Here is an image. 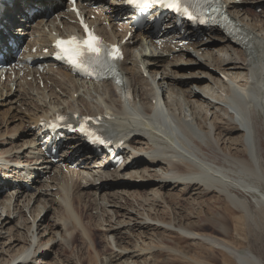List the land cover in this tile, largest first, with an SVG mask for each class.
Wrapping results in <instances>:
<instances>
[{"label":"bare ground","instance_id":"1","mask_svg":"<svg viewBox=\"0 0 264 264\" xmlns=\"http://www.w3.org/2000/svg\"><path fill=\"white\" fill-rule=\"evenodd\" d=\"M44 2L32 1L37 13H33L28 1L23 5L16 2L9 8L20 36L28 35L48 10H56L59 6V2L50 0L47 9ZM263 3L264 0H251L243 10L233 2L229 3L241 39L236 40L226 31L211 30L192 45L194 52L180 51L172 62L154 50L151 39L136 37L132 47L127 49L129 59L123 67L126 74L123 71V82L118 85L95 86L67 78L60 86L65 94L58 96L52 88L48 92L26 87L20 82L0 83V108L11 107L12 110L1 124L5 123L7 127L19 122L3 134L5 137L0 135V140L4 141L0 148L12 145L9 150L0 149V175L3 176L0 180H4L0 182V190L10 187L17 175L28 171L23 162L34 167L33 162L42 161L35 133L31 130L32 122L40 116L49 117L52 111L68 109L89 116L108 111L119 117L120 132L131 148L134 161L123 170L109 172L98 168L97 162H87L74 170L69 164H51L42 156L44 164L39 172L44 174H40L27 189L13 185L7 200L0 201V225L3 228L0 235L13 223H16L14 229L17 232L13 242L3 244L6 247L0 255L9 256L4 264H44L60 241L71 244L76 236L88 237L91 248L97 247L88 227L90 222L88 225L83 222V215L77 210L80 206L96 210L98 225L94 229L102 232L105 238L111 235L116 240L119 250L108 246L111 253L102 258V264H136L137 259L145 255L144 248L131 251L126 247L125 238L131 232H140L142 236L152 230H164L199 240L201 234L195 231L199 226L194 222L186 225L183 222L184 217L193 216L191 213L182 218L184 214L177 212L180 210L177 206L174 207L176 211L169 213L170 222L165 223L158 217L157 208L166 209L170 205L167 196L183 202H199L216 194L247 214L249 203L237 194L243 192L259 195L256 206L259 210L264 206V160L257 149L254 119L256 114L264 113V15L251 12V9L264 7ZM17 16L20 17L18 22ZM131 65L135 68L128 69ZM89 86L107 88L94 99L96 110L91 108V101L87 102L81 96L74 102L68 100L74 98L73 92L82 93ZM66 89L69 92H65ZM79 101L82 108L75 107ZM233 130L236 136H233ZM113 131L116 134L115 125ZM30 135L34 138L30 139ZM77 147L86 154L81 142L74 144L73 148ZM208 149L219 154L224 163L211 158L206 153ZM20 167L24 169L19 170ZM129 180L133 184L120 183ZM108 184L110 186L99 189L100 185ZM121 187L124 189H119ZM133 189L134 192L129 191ZM175 190L177 194L172 192ZM128 196L130 200L125 206L123 201ZM44 212L45 216L40 218ZM16 213L18 216L11 219ZM32 213L34 217L28 219L27 215ZM2 214H7V218L3 219ZM196 215L199 218L200 214ZM43 226L44 233L48 232L50 237L45 242L37 233ZM19 227L22 230L18 231ZM22 231L26 234L24 239L19 236ZM51 242L54 244L49 248ZM19 245L22 247L16 250ZM227 250L230 256L237 258L238 264H262L250 250L244 254ZM97 260L92 258L90 262Z\"/></svg>","mask_w":264,"mask_h":264},{"label":"rangeland","instance_id":"2","mask_svg":"<svg viewBox=\"0 0 264 264\" xmlns=\"http://www.w3.org/2000/svg\"><path fill=\"white\" fill-rule=\"evenodd\" d=\"M52 1L54 2V0H51V2ZM48 5L50 7V1L48 3L44 2L45 8L49 9V7H47ZM260 7H263V5ZM253 10H256V9H251L252 14H254ZM260 15L263 16L264 11ZM127 68L132 69V68H135V66L132 67L131 65V66H127ZM124 72L126 74V71ZM71 85L72 84L70 83V86ZM93 88H94L93 90H90L89 87L84 89L83 90L84 97L81 96V98L86 99L87 102L91 101L90 102L92 106L91 108H93V110H96L95 104L93 103L94 99L96 97L99 98V95L103 93V90L106 87H96V88L93 87ZM29 91H35V90L30 89ZM65 92H69V89H66ZM78 103H79L77 104L78 106L75 104V107L82 108L81 101H79ZM91 108L90 110H92ZM83 109L86 111L87 107L85 106ZM22 111L24 112L25 110L23 109ZM11 112H12L11 107L0 108V135L3 137H5L3 134L6 131L14 129L15 126L19 123V122H15V123L9 124L7 127L5 123L1 124V121L5 117V115L6 114L8 115ZM254 119H255V127H256V132H257V137H256L257 149H258L259 154L262 155V158L264 160V113H261L260 115L256 114L254 116ZM232 132H234L233 136L237 135V133H235L234 130ZM14 135L16 134L14 133ZM30 139H33V135H30ZM2 142L4 141L0 140V143ZM11 147L12 145H8L0 149L9 150ZM206 153L211 158L214 157L213 159L215 160L218 159L217 162L220 161L224 163V159L219 154L213 152V150L208 149ZM0 178H3V176L0 175ZM114 181L116 182V180L113 179V182ZM120 183L125 184V185L133 184V182L130 180L123 181ZM106 186H110V185L109 184L102 185V186L100 185L99 189H103ZM119 189H124V188L121 187ZM105 190L109 191L110 189H105ZM134 190L135 189L129 190V191L134 192ZM141 191H137V192H141ZM172 192L176 193V190ZM172 192L170 194L175 195ZM0 193H2L1 190H0ZM262 193L264 194V185L262 186ZM237 194L239 195L241 199L246 200L249 203L250 210L248 213L250 214L248 213L246 214L242 212L240 209H238L237 207H234L224 197H219L217 195L219 198L217 199L216 198L217 196H215L216 194H211V195H208L206 198L201 199L202 202L201 200L199 201L201 204L194 200H191L189 202L188 201L183 202L179 199L167 196L168 198L167 202L170 205H168V208L166 209L157 208L158 217L162 221H165V223L170 222L171 214L169 213H172V211H176L177 209L176 210L174 209L178 206L177 208H180V210L183 209V211L181 212H179L180 210H177L178 213L184 214L182 218L186 216L187 214L189 215L190 213L193 215V216L188 217L189 219L187 217L185 219L184 217L183 222L185 225L186 223L188 224V222L189 223L194 222L197 226H199L200 228L199 227L196 228L195 231L201 234L200 235L201 239L199 238V240L197 239L194 240L186 235L179 234V233L177 234L175 232L170 233L164 230H160L158 232L157 230H152V231L146 232L147 235H142V236L139 235L140 232L139 233L136 232L134 234L131 232V233H128V235H126L125 240L126 242H128V245L126 247H128L131 251H134V250L138 251V247L139 249L144 248L145 251L143 253L145 255H143L141 258H138L137 259L138 262L136 261L137 262L136 264H238L237 258L235 256H230L227 248L238 251L241 254H244L250 250L251 252H253V254H255L261 260V263L264 264V214L261 213V212L264 213V206L260 209V210L263 209L262 211H260L259 207L256 206L257 204L255 200L259 195L251 194V193H243V192H239ZM7 195L8 193L5 195H1L0 201L5 202L7 200L6 199ZM129 197L130 196L124 199L123 205L126 206V204L129 203V200H130ZM209 200L212 202H210ZM190 202L191 203L193 202V203L191 204ZM75 206H76V202H75ZM77 210L80 214L83 215V222L87 223V225L90 222L88 227L91 228L90 232H93L91 233V235L93 234L91 237L92 239H95V243L97 244V247L93 248L92 246L91 248V243L88 237L84 239L80 236L79 237L76 236L74 243H71V244H69L68 242H64V241H63L64 243H61L62 241L59 240L60 243L58 244V247L55 246L53 248L54 254L51 255L46 260H44V264H60V263L61 264H97V263L102 264L104 257H106L107 255L111 253L109 252L111 251L109 247H111L112 249L116 251L119 250L116 245V240L113 236L110 235V237L105 238L102 232L100 231L98 232L97 230L94 229L98 225L96 210L90 209L88 208V206L86 208H83L82 206H80V208ZM164 212L167 214H165ZM196 213L200 214L199 218L196 215ZM258 213L260 214V216ZM45 214L46 213L44 212L40 218L45 216ZM16 216H18V213H16L15 215H12L11 219H13ZM32 217H34L33 213L30 215H27L28 219ZM5 218H7V214L3 215V219ZM15 224L16 223H13V225L11 226L9 225L6 228H4L2 235H0V254L1 252L4 251L6 247V246L3 247V244L5 243L6 245L10 244V242H13L14 240L13 235L14 234L17 235V232L15 233L16 228L14 229ZM20 228L21 227L18 228V231L22 230ZM1 229L3 228H1V225H0V230ZM44 231L45 230L43 226L42 228H40V231L37 232L39 233V237L42 240V242L43 241L45 242L50 238L48 236V232L44 233ZM19 234H20L19 236L22 237L23 239L26 237L25 231H22ZM53 244L54 243L51 242V244L49 245V248H52ZM61 245L62 247H60ZM105 246L107 247V249ZM21 247L22 245H19L16 248V250L20 249ZM147 249H150V251L148 250L146 252ZM91 256L93 260H96V259L98 260L95 262L93 261V263H91L92 262ZM8 257L9 256L0 255V264H4V262L8 261L9 259Z\"/></svg>","mask_w":264,"mask_h":264},{"label":"snow or ice","instance_id":"3","mask_svg":"<svg viewBox=\"0 0 264 264\" xmlns=\"http://www.w3.org/2000/svg\"><path fill=\"white\" fill-rule=\"evenodd\" d=\"M137 0H129V3H135ZM139 2L146 3L147 0H139ZM202 3H207V0H195L194 6H199ZM168 6L174 10L179 11L181 7V0H168ZM215 11V9H213ZM185 14H191L187 7L184 8ZM87 32V39L83 41L72 37L68 40H58L56 47L63 53V58L67 59L74 67L84 70V66L91 67L93 64H100L102 62L101 46L98 37H95L91 32L85 28ZM118 53V49H113L109 55ZM62 119V118H61Z\"/></svg>","mask_w":264,"mask_h":264}]
</instances>
